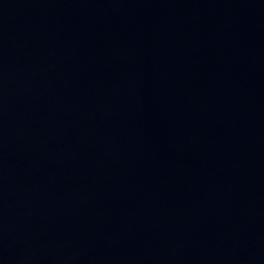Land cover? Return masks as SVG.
I'll return each mask as SVG.
<instances>
[{"label":"water","instance_id":"obj_1","mask_svg":"<svg viewBox=\"0 0 264 264\" xmlns=\"http://www.w3.org/2000/svg\"><path fill=\"white\" fill-rule=\"evenodd\" d=\"M0 264H264V0H0Z\"/></svg>","mask_w":264,"mask_h":264}]
</instances>
